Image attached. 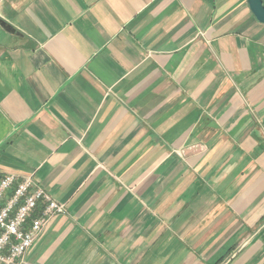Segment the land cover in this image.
Returning <instances> with one entry per match:
<instances>
[{
  "label": "crops",
  "instance_id": "obj_1",
  "mask_svg": "<svg viewBox=\"0 0 264 264\" xmlns=\"http://www.w3.org/2000/svg\"><path fill=\"white\" fill-rule=\"evenodd\" d=\"M0 171L66 214L34 264H264V24L247 0H0Z\"/></svg>",
  "mask_w": 264,
  "mask_h": 264
},
{
  "label": "built area",
  "instance_id": "obj_2",
  "mask_svg": "<svg viewBox=\"0 0 264 264\" xmlns=\"http://www.w3.org/2000/svg\"><path fill=\"white\" fill-rule=\"evenodd\" d=\"M66 214L32 176L0 171V264H34L29 250L48 222Z\"/></svg>",
  "mask_w": 264,
  "mask_h": 264
},
{
  "label": "water",
  "instance_id": "obj_3",
  "mask_svg": "<svg viewBox=\"0 0 264 264\" xmlns=\"http://www.w3.org/2000/svg\"><path fill=\"white\" fill-rule=\"evenodd\" d=\"M248 6L254 17L262 24H264V0H247ZM0 23L6 28L15 32L8 23L0 20Z\"/></svg>",
  "mask_w": 264,
  "mask_h": 264
}]
</instances>
